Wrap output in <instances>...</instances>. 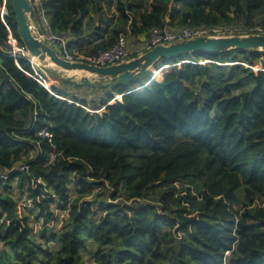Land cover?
I'll return each instance as SVG.
<instances>
[{
  "label": "trees",
  "instance_id": "obj_1",
  "mask_svg": "<svg viewBox=\"0 0 264 264\" xmlns=\"http://www.w3.org/2000/svg\"><path fill=\"white\" fill-rule=\"evenodd\" d=\"M30 1L37 30L43 16L85 58L154 28L264 34V0ZM1 6L0 264H86L89 248L91 264H264V52L163 58L127 83L74 84L93 95L69 102L71 83L48 90L10 56V34L23 44ZM11 182L32 210L18 214ZM95 188L108 200H85ZM52 205L67 212L59 230Z\"/></svg>",
  "mask_w": 264,
  "mask_h": 264
},
{
  "label": "water",
  "instance_id": "obj_2",
  "mask_svg": "<svg viewBox=\"0 0 264 264\" xmlns=\"http://www.w3.org/2000/svg\"><path fill=\"white\" fill-rule=\"evenodd\" d=\"M15 22L20 41L26 50V57L35 65L45 70L49 76L57 71L59 81L63 80L78 86L93 87L96 83H127L139 75L151 71L155 64L163 58L198 53H224L233 50L264 52V34L232 33L223 35H207L168 45H156L140 52L134 58L109 66H97L86 62L69 61L62 58L52 47L40 37L33 20L30 0H11ZM144 39H146L144 37ZM50 67L52 70H50ZM152 81V80H151ZM151 81L148 83L150 84ZM146 84V85H148ZM143 87L138 88L141 90Z\"/></svg>",
  "mask_w": 264,
  "mask_h": 264
},
{
  "label": "built area",
  "instance_id": "obj_3",
  "mask_svg": "<svg viewBox=\"0 0 264 264\" xmlns=\"http://www.w3.org/2000/svg\"><path fill=\"white\" fill-rule=\"evenodd\" d=\"M42 22L45 27L44 29L45 32L40 33L41 39L47 45L52 47L62 58L66 60L76 61V62H86L97 66H109L129 59L130 51L127 49V40L124 37L120 38L117 45H115L112 49L104 53H100L97 58H85L78 54L72 55L66 49V45H67L66 39L50 33L48 29V24L43 16H42ZM7 29L9 28L7 27ZM237 31L238 30L231 28L220 29L215 27H202V26L195 28L183 27L177 29L154 28L150 31L148 38H146L147 40L146 50L151 49L156 45H168L170 43L180 42L183 40H188L201 36L231 34V33H236ZM8 43L11 45L12 48V51L10 53V56L12 58L16 60L17 57L20 55L26 57V50L24 49V47L17 46L16 40L11 36V34L9 36ZM31 63L33 64L32 66H34V68L40 70L45 76L47 75V72L45 70L35 65L32 61ZM46 78L48 80V77ZM37 81L46 88L45 86L46 83L43 81L41 76L38 75ZM79 106L82 108L84 107L81 105ZM39 135L42 138L51 137L46 132H41ZM54 160H55V156L53 154H50L49 163H53ZM25 169L26 168L22 167L20 170H25ZM0 179H6V176L0 175Z\"/></svg>",
  "mask_w": 264,
  "mask_h": 264
},
{
  "label": "rangeland",
  "instance_id": "obj_4",
  "mask_svg": "<svg viewBox=\"0 0 264 264\" xmlns=\"http://www.w3.org/2000/svg\"><path fill=\"white\" fill-rule=\"evenodd\" d=\"M3 3H5V0H3ZM0 13H1V15L3 16L5 13H6V9H5V6L3 7V6H1V8H0ZM233 29H236V30H239L238 28H233ZM232 34V33H231ZM201 63V62H200ZM257 68V69H256ZM259 69V67L258 66H255V67H253V70L254 71H256V70H258ZM45 70H47V69H45ZM50 70H52V68L50 67ZM54 71V76L52 77V76H49L48 75V73H47V75H46V77H48V80H47V78H46V80H45V83L47 82V84H45V86H46V88L48 89V90H50V87L52 86V85H54L55 86V84H56V86H59L60 84H61V82L59 81V79L57 78V71H55V69H53ZM48 71V70H47ZM49 72V71H48ZM156 77V76H155ZM81 88H83V89H85V90H87V89H91V88H84V87H81ZM76 90V89H75ZM77 90H80V88L79 89H77ZM73 91L70 89L69 90V92H68V97L66 98V100L67 101H69V102H73V100H72V98L70 97L72 94L74 95L75 93H72ZM83 95H86L85 93H83L82 95H78V96H83ZM87 96V95H86ZM115 99L116 100H121L120 99V96H118V95H116L115 96ZM78 106L80 105V104H78V103H76ZM83 108H85V110H88V111H90L89 109H88V107L86 106V107H83ZM98 112H102V111H98ZM71 182V181H70ZM69 182V183H70ZM9 190L8 191H6V193H8V194H10L11 196H13L16 200H19V202H18V209H17V211H18V214L20 215L22 212H23V209H25V208H27L26 210H32V208L33 207H31V204H30V202H28V199H27V193H25L26 192V188H27V184H25L21 189L19 188H16V185H15V182H11L10 184H9ZM76 197V195L72 192L71 193V197L70 198H75ZM94 199H98L99 201H102V200H108V197L104 194V191H101L100 189H98V188H95L94 189V191H93V193L91 194V196L90 197H87L85 200H87V201H89V202H91V201H93ZM26 206V207H25ZM52 207V210H53V212L55 213V217H56V220L54 219L52 222H50L49 223V228H52V229H57V230H59V229H61V221L63 222L66 218H67V212L66 211H63V210H58L57 209V205H52L51 206ZM97 208H98V206L97 207H94V210H97ZM32 227H33V235L34 236H36V239L39 241V242H41L40 240H39V236H38V231L39 230H41L42 228H43V225L42 224H38V223H36V224H33L32 225ZM90 257H91V248H89V249H86V251L83 253V259H84V262L86 263V264H91V259H90Z\"/></svg>",
  "mask_w": 264,
  "mask_h": 264
},
{
  "label": "crops",
  "instance_id": "obj_5",
  "mask_svg": "<svg viewBox=\"0 0 264 264\" xmlns=\"http://www.w3.org/2000/svg\"><path fill=\"white\" fill-rule=\"evenodd\" d=\"M35 3H37V1H35ZM146 45H147V40L144 39V37H140L138 39H130V40H127V49L132 53V52H136L137 54L140 53V52H143L144 50H146ZM56 86V84H55ZM59 86H63V84L61 83ZM74 86L73 85H70V86H65L67 92H69V90L71 89L73 92L72 93H75L77 95H82L83 93H85V97L91 99L92 98V91L91 89H83V88H80V90H75L73 88Z\"/></svg>",
  "mask_w": 264,
  "mask_h": 264
},
{
  "label": "bare ground",
  "instance_id": "obj_6",
  "mask_svg": "<svg viewBox=\"0 0 264 264\" xmlns=\"http://www.w3.org/2000/svg\"><path fill=\"white\" fill-rule=\"evenodd\" d=\"M158 75H159V73L156 75V77H157ZM156 77H155V78H156ZM155 78H154V79H155Z\"/></svg>",
  "mask_w": 264,
  "mask_h": 264
},
{
  "label": "clouds",
  "instance_id": "obj_7",
  "mask_svg": "<svg viewBox=\"0 0 264 264\" xmlns=\"http://www.w3.org/2000/svg\"><path fill=\"white\" fill-rule=\"evenodd\" d=\"M146 51V50H145Z\"/></svg>",
  "mask_w": 264,
  "mask_h": 264
}]
</instances>
